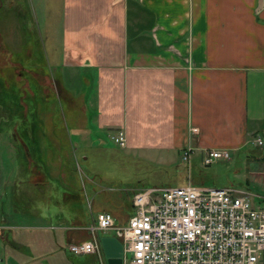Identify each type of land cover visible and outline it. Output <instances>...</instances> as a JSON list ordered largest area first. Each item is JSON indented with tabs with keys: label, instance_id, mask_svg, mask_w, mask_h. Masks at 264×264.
I'll use <instances>...</instances> for the list:
<instances>
[{
	"label": "crops",
	"instance_id": "0c3cea01",
	"mask_svg": "<svg viewBox=\"0 0 264 264\" xmlns=\"http://www.w3.org/2000/svg\"><path fill=\"white\" fill-rule=\"evenodd\" d=\"M27 1L32 13L10 0L3 23H10L11 10L24 32L40 18L48 31L61 23L67 63L87 67L84 78L94 83L90 102L98 128L123 129L128 149L173 161L170 154L188 147L235 150L264 135V0ZM9 51L0 47V55ZM32 53L29 43L26 55ZM37 71L43 74H31L42 87ZM23 105L31 117L32 103L24 98ZM40 212L37 222L9 225L1 213L9 228L0 235L23 253L22 264H90L91 255L108 264L103 246L73 256L67 249L71 241L90 238L97 212L85 220L77 212Z\"/></svg>",
	"mask_w": 264,
	"mask_h": 264
},
{
	"label": "rangeland",
	"instance_id": "374dc122",
	"mask_svg": "<svg viewBox=\"0 0 264 264\" xmlns=\"http://www.w3.org/2000/svg\"><path fill=\"white\" fill-rule=\"evenodd\" d=\"M3 3L5 6L0 9V34L3 37L0 47L9 46L10 51L0 55V104L8 102L9 105L1 107L0 118L21 119L23 115L17 111V102L20 100L24 112V98L29 105H34L37 118H41L37 133L43 137L37 135L39 141L43 139L47 144L42 149L41 161L52 184L42 188L43 195L36 198L33 206L36 205L37 211L77 212L85 220L92 213L106 209L118 222L127 223L126 215L135 211L134 192L148 187L181 185L191 181L197 185L250 188L264 194V143L259 146L250 140L245 146L229 149L230 158H217L206 164L205 153L199 149H195L189 159H184L182 152L170 154L173 161H164L159 159L160 154L153 158L114 142L111 135L115 131L98 128L93 117L90 100L94 98L95 87L83 74L88 68L67 63L61 23L54 24L48 31L40 18L30 26L32 32L27 29L24 32V25L17 24L16 10H11L13 15L6 21L10 23H3L2 15L8 11L10 0H3ZM16 3L24 11L33 12L27 0H17ZM29 43L33 48L32 56L26 55ZM37 69L43 74L39 71L32 73L41 81L42 87L31 74V70ZM4 124L0 122V217L6 212L10 218L16 217L13 222L25 224L27 220L32 224L39 221L38 216L19 212L11 206V199L19 190L15 180L22 146L17 143L18 139H10ZM262 137L264 140L263 134ZM68 193L74 196L71 202L65 199ZM57 197L60 204L54 203ZM42 212L40 215L44 214ZM108 234L112 232H99V236ZM21 253L5 243L0 235V264H22ZM63 254L61 251L60 258H64ZM127 257L130 259L132 254L127 253ZM43 262L50 264L49 259Z\"/></svg>",
	"mask_w": 264,
	"mask_h": 264
},
{
	"label": "built area",
	"instance_id": "2783aa9c",
	"mask_svg": "<svg viewBox=\"0 0 264 264\" xmlns=\"http://www.w3.org/2000/svg\"><path fill=\"white\" fill-rule=\"evenodd\" d=\"M111 137L127 144L123 129ZM254 143L263 145V137L256 136ZM192 150L183 151L184 159ZM230 157L229 149L212 148L204 162ZM132 202L135 211L127 223L100 210L88 226L90 238L71 241L67 249L97 253L102 246L99 232L111 231L123 243V264H258L264 255V194L258 191L188 181L137 190ZM5 227L0 222V231Z\"/></svg>",
	"mask_w": 264,
	"mask_h": 264
},
{
	"label": "trees",
	"instance_id": "16d2710c",
	"mask_svg": "<svg viewBox=\"0 0 264 264\" xmlns=\"http://www.w3.org/2000/svg\"><path fill=\"white\" fill-rule=\"evenodd\" d=\"M1 81H3V79H1ZM7 103L8 102H4L3 104H0V109H2L1 107ZM17 103H19V109L17 111H20L23 117L20 119L16 117L12 118L10 116L9 118H4L5 120H3V118L0 120V122L5 123L3 126L8 130L10 139H18L17 143L22 146V149L19 151L20 165L17 171V180H15V186L19 188V190L16 191L15 196L11 199V206L19 212H28L31 213V215H34L37 211L36 205L33 206L36 198L39 196L41 198L43 195L42 188L44 189L52 184L48 180L50 174L46 171V168L41 161L43 154L41 149H45L47 144H45L43 139L39 141V134L37 133L38 121L36 119V111L33 110V108H35L33 107L34 105L32 106L31 118L29 119L28 116H25L23 109L20 108V100ZM8 105L9 104H7V106ZM28 144H30V147ZM67 195L70 196L72 194L68 193ZM14 218L16 217L7 218L6 221L8 222V225L9 223H16L13 222ZM7 226L4 228L5 230L9 228ZM73 255L77 254L71 252V256ZM89 263L100 264V261L97 256L91 255Z\"/></svg>",
	"mask_w": 264,
	"mask_h": 264
},
{
	"label": "water",
	"instance_id": "95a60500",
	"mask_svg": "<svg viewBox=\"0 0 264 264\" xmlns=\"http://www.w3.org/2000/svg\"><path fill=\"white\" fill-rule=\"evenodd\" d=\"M101 243L108 264H123V243L114 235L101 236Z\"/></svg>",
	"mask_w": 264,
	"mask_h": 264
}]
</instances>
